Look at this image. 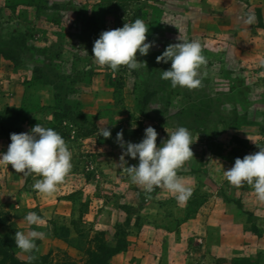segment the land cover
<instances>
[{
    "label": "rangeland",
    "instance_id": "1",
    "mask_svg": "<svg viewBox=\"0 0 264 264\" xmlns=\"http://www.w3.org/2000/svg\"><path fill=\"white\" fill-rule=\"evenodd\" d=\"M246 13L255 23H243ZM137 18L148 26L146 42H155L146 56L136 53L145 67L113 74L97 66L91 56L99 34ZM178 40L202 46L207 62L197 89L160 79L171 62L156 57ZM262 60L264 0H0V152L11 133L39 123L72 153L51 197L32 188L38 176L0 165V264H28L14 235L27 230L29 211L45 220L33 227L46 233L31 264H264L263 251L230 250L246 233L263 237L264 202L223 175L236 158L264 148ZM148 126L157 146L178 126L198 134L193 159L178 170L193 188L184 204L120 175L116 133L138 143ZM102 127L110 137L98 134ZM216 225L228 234L225 252L212 251Z\"/></svg>",
    "mask_w": 264,
    "mask_h": 264
},
{
    "label": "clouds",
    "instance_id": "2",
    "mask_svg": "<svg viewBox=\"0 0 264 264\" xmlns=\"http://www.w3.org/2000/svg\"><path fill=\"white\" fill-rule=\"evenodd\" d=\"M242 20L245 25H252L256 17L254 13H246ZM147 31L148 26L140 18L125 22L120 28L103 31L93 43L91 57L97 66L105 67L113 74L121 67H126L129 72L145 67L143 61H137L136 53L146 56L155 46L154 41L146 42ZM156 61L171 62L167 70L160 71V79L169 81L172 88L193 90L201 86L198 69L207 60L198 40L168 44ZM260 63L264 65V60ZM98 134L108 138L111 133L107 127H102ZM157 135L156 130L148 126L140 142L132 143L123 140L122 131L116 133L115 140L122 149L117 165L120 175L145 193L161 188L173 195L179 204H184L191 197L193 188L178 175V170L186 161L193 159L190 145L195 143L198 134L194 139L188 128L178 126L159 146L156 144ZM9 138L11 142L7 150L0 152V165L7 168L11 165L15 173L24 177L38 176L32 188L46 197L54 195L72 168V153L62 136L54 129L37 123L28 132L11 133ZM125 156L137 160V163L127 165ZM223 175L231 186L250 185L257 201L264 202V148L242 159L236 158ZM23 220L27 230L16 231L14 243L31 264L36 241L46 238L44 231L33 226L44 225L45 220L34 211L27 212Z\"/></svg>",
    "mask_w": 264,
    "mask_h": 264
},
{
    "label": "crops",
    "instance_id": "3",
    "mask_svg": "<svg viewBox=\"0 0 264 264\" xmlns=\"http://www.w3.org/2000/svg\"><path fill=\"white\" fill-rule=\"evenodd\" d=\"M232 220L233 218H228L226 217L225 220ZM223 226V225H222ZM221 225H216V240H215V244L212 243L213 247H212V251H216V252H225L226 251V247L229 245L228 242V234H224V228ZM263 237H256V236H252L249 233H246V237L244 238V242L242 241L240 243V241L238 242H234L233 244H231V253H235L236 251L238 252H243L242 254H244L243 256H250L252 254L253 250L256 251H263L264 252V234H262ZM216 245V246H215ZM233 256V255H232Z\"/></svg>",
    "mask_w": 264,
    "mask_h": 264
},
{
    "label": "trees",
    "instance_id": "4",
    "mask_svg": "<svg viewBox=\"0 0 264 264\" xmlns=\"http://www.w3.org/2000/svg\"><path fill=\"white\" fill-rule=\"evenodd\" d=\"M232 264H254L252 263L251 259L244 258V259H233Z\"/></svg>",
    "mask_w": 264,
    "mask_h": 264
}]
</instances>
